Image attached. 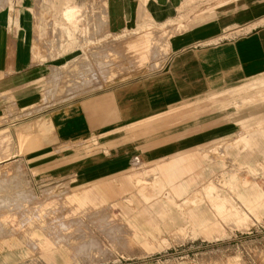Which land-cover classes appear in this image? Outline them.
<instances>
[{
  "label": "crops",
  "instance_id": "0c3cea01",
  "mask_svg": "<svg viewBox=\"0 0 264 264\" xmlns=\"http://www.w3.org/2000/svg\"><path fill=\"white\" fill-rule=\"evenodd\" d=\"M192 1L0 0V114L8 109L22 112L35 104H47L41 110V116L21 122L25 124V144L39 146L28 152L43 146L78 144L81 140L90 139L92 134L98 135L95 138L97 145L104 146L95 158L75 165L83 182L97 179L93 186L70 195L77 210L93 207L104 200L127 209L130 206L123 205L120 195L129 191L128 187L134 182L143 199V204L138 206L143 210L140 212L142 220L147 217L146 209L150 208L168 221L175 222L174 206L170 203L177 204L174 196L193 190L198 174L195 171L200 170L201 174V170L211 169L210 164H203V157L208 156L200 153L199 146L218 139L234 138L241 123L246 137L241 136L243 144L239 150L249 147L252 151L264 153V99L245 102L240 108L227 110L224 119L211 115L208 125L188 127V130L184 129L185 126L184 131H177L179 133L155 136L158 129L174 126H169L164 118L161 122L154 121L153 115L187 105L196 100L193 97L235 90L238 92L235 97H241L242 101L243 97L264 89V0H217L213 7L193 15L189 13ZM99 11L109 29L106 34H126L125 29L127 32L138 30V34H143V48L151 51L150 55L158 54L154 52L157 48L163 49L158 57L148 61L150 55L142 50L138 52L141 49L138 48L137 56L141 61L147 60L145 65H138L134 56H122L114 64V77L119 81L111 89H107L103 77L105 60L101 57L93 62L89 58L83 59L84 44L67 43L64 51L58 52L63 47L64 38L60 41L53 36V41L49 40L53 33V17L58 24L67 23L66 18L73 17L79 21L85 20L83 16L86 15L96 16L99 27L102 20L98 17ZM183 18L192 26L179 32H174L173 27L168 33L160 30L165 36L164 41L158 43V47L154 46L152 27L156 23L160 26H183ZM236 27H240L239 30H234ZM63 66H79L77 76L66 69L63 78L64 74L60 72ZM60 79L67 86L71 81V88L69 85L65 92L51 101H42L45 82ZM79 85L83 86L81 95L75 88ZM229 100L234 102V98ZM47 123L56 133L52 143L43 145L42 138H31L27 134L31 126L40 133L47 128ZM111 131L114 133L112 136L105 135ZM139 131L145 135L134 136ZM29 140L31 143L27 144ZM107 145H113V150L105 153ZM3 149L4 143L0 139V152ZM227 149L222 154L228 157ZM257 166L264 168V156L255 162L251 151L243 152L242 156L237 153L228 173L222 171L218 175L220 182L229 183V192H223L214 179H209L193 194L186 196L183 202L191 203L190 208L184 211L188 219L172 233L175 239L187 236L218 238L225 233L221 221L230 219L237 225L253 223L249 220V213L258 217L256 209L264 201V193L259 182L244 179L241 170L247 168L256 173ZM159 193L165 194L161 201L157 197ZM204 201L209 202V210L200 206ZM108 208L110 215H114L111 205ZM128 219L129 224L138 223L134 217ZM139 233L143 239L148 238ZM160 241L162 245L168 243L165 237ZM39 248L42 256L50 262L61 255L60 248L49 236L39 243ZM180 252L183 259L175 264H204L207 253L206 250L191 251L189 247L182 248ZM91 256L93 258L89 261L103 258L96 251ZM0 257L7 259L5 251H0ZM172 259H145L128 264H173Z\"/></svg>",
  "mask_w": 264,
  "mask_h": 264
},
{
  "label": "rangeland",
  "instance_id": "374dc122",
  "mask_svg": "<svg viewBox=\"0 0 264 264\" xmlns=\"http://www.w3.org/2000/svg\"><path fill=\"white\" fill-rule=\"evenodd\" d=\"M225 1L221 0V2ZM216 2L217 0H193L189 3V13L193 15L213 7ZM99 15L98 17L102 18L99 27L95 20L96 16L86 15L83 16L85 20L80 19L79 21L73 17L66 18L67 23L58 24L53 17L51 24L53 33L50 39L48 36L46 38L47 41L48 39L53 41L52 38L55 36L60 41L65 40L64 44L61 43L63 47L58 52L64 51V46L67 43L71 45L84 44L86 48L83 49V59L89 58L90 62H93L101 57L105 60L106 70L102 71L103 77L107 89H111L119 81L117 77H114L116 75L114 64L122 56H134L138 65H145L147 60L158 57L163 49L157 48L154 52L157 51L158 54L150 55L152 52L143 48V34H138V30L132 29L131 32H127L125 29L126 34L114 32L106 34L109 29L105 17L102 13ZM183 20V26H160L156 23L152 27L155 32L154 46L156 44L158 47V43L164 41L165 36L160 30L168 33L173 27L174 32H179L192 26L186 19L183 18ZM239 28L236 27L234 30H239ZM226 33L227 31L222 35ZM127 46L132 48H127ZM138 48H141L138 52L142 50L148 56L150 55L147 60H139L136 52ZM158 64L159 62L156 65ZM89 68L92 71L91 65ZM94 68L96 67L94 66ZM66 69L70 74L74 72L77 76L79 66L75 68L63 66L60 69V72L64 74L63 78ZM62 84L63 88L60 89ZM69 85L71 88V81ZM68 86L61 79L60 81L45 82L42 101H51L59 93L65 92ZM75 88L80 91L83 86L79 85ZM83 93L80 91L79 95ZM227 93L231 94L227 97ZM236 93L238 92L233 90L225 91L223 94L193 97L192 99L196 100L187 105H180L169 111L153 115L154 121L161 122V119L164 118L169 126H174L171 129H168V126L158 129L155 131V136L179 133L184 129H190L188 127L196 128L208 125L211 115L214 118L218 116L219 119H224L227 110L240 108L245 102L264 99V89L257 94L243 97V102L240 101L241 97H235ZM231 98H234V102L229 100ZM46 107L47 104H35L25 108L22 112H11V109H8L0 114V139L4 143V149L0 152V251H5V256H7V259L4 260L0 257V264H128L138 260H159L166 257L173 258L172 262L175 264L183 259L180 257L182 254L180 250L185 247L191 248V251L206 250L204 264H264V201H261L256 209L258 217L247 210L249 220H253V223L237 225L232 219L228 222L221 221L225 233L219 235L218 238L187 236L175 239L172 235L188 219L184 211L190 208L191 203L183 202L186 196L193 194L209 179H214L223 192H229V183L224 180L220 182L218 175L222 171L228 173L237 153L242 156L243 152L251 151L255 162L264 156V153L252 151L249 147L247 150H239L238 147L243 144L241 136L246 137L242 131L241 123L234 138L218 139L198 147L200 153H206L208 156L207 158L202 156L203 164H210L211 169L209 171L203 169L201 174L200 170L195 171L198 174L195 176L193 190L183 195L180 194L181 196H174L177 204L170 203L174 206L172 211L175 222L168 221L150 208L146 209L147 217L142 220L140 212L143 210L138 206L143 204V199L134 182L128 187L129 191L120 195L123 205L130 206L127 209L113 206L105 200L82 211L76 209V203L70 195H75L89 186H93L97 179L83 182L75 165H81L83 162H88L89 158H95L99 149H103L104 146L97 145L95 138L98 135L92 134L90 139L81 140L78 144L60 147L57 145L43 146L39 150L28 152L39 146L25 144L26 142L23 140L25 124L21 122L41 116L43 114L41 110ZM183 121L186 123L181 124ZM185 126L186 128H184ZM27 134L31 138H42L43 145L47 142L52 143L56 138V133L50 123L40 133L34 131L31 126ZM113 134L112 131L105 133L106 136ZM101 135L104 136V134ZM141 135L145 134L140 131L134 134V136ZM20 142L24 143L20 145ZM227 142H229L228 146ZM29 143L31 140L27 144ZM112 147L113 145L105 146V153L113 150ZM51 148L52 151L49 150ZM208 148L211 149L208 150ZM225 149L229 151L228 157L222 154ZM40 152L43 154H38ZM241 176L248 181L257 180L264 193V168L257 166L256 173L243 168ZM148 177L146 178L148 179ZM163 195L165 194H157L158 200L161 201L164 198ZM168 198L169 195L166 192V199ZM108 205H111L115 212L114 215H110ZM208 205L209 202L204 201L200 206L209 210ZM129 217H134L138 223H127ZM139 232L144 233L148 238L143 239ZM48 236L61 250V255H57L56 259L53 258L52 262L42 256L39 248V243ZM162 237L167 238L166 245H162L160 241ZM95 251L100 253L103 258L89 261L93 258L91 255Z\"/></svg>",
  "mask_w": 264,
  "mask_h": 264
}]
</instances>
